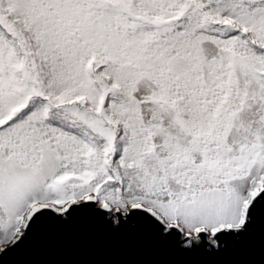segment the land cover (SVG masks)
Segmentation results:
<instances>
[{
	"label": "snow or ice",
	"instance_id": "1",
	"mask_svg": "<svg viewBox=\"0 0 264 264\" xmlns=\"http://www.w3.org/2000/svg\"><path fill=\"white\" fill-rule=\"evenodd\" d=\"M69 233L264 244V0H0V264Z\"/></svg>",
	"mask_w": 264,
	"mask_h": 264
},
{
	"label": "water",
	"instance_id": "2",
	"mask_svg": "<svg viewBox=\"0 0 264 264\" xmlns=\"http://www.w3.org/2000/svg\"><path fill=\"white\" fill-rule=\"evenodd\" d=\"M10 260L12 264H264V244L253 236L219 256L185 255L164 247L69 233Z\"/></svg>",
	"mask_w": 264,
	"mask_h": 264
}]
</instances>
